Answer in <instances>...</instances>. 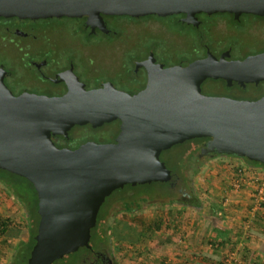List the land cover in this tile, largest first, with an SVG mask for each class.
I'll return each instance as SVG.
<instances>
[{
	"label": "water",
	"instance_id": "1",
	"mask_svg": "<svg viewBox=\"0 0 264 264\" xmlns=\"http://www.w3.org/2000/svg\"><path fill=\"white\" fill-rule=\"evenodd\" d=\"M264 15V0H0V17H85L107 31L103 15L166 16L196 12ZM205 58L152 65L146 84L130 94L110 82L85 89L76 82L60 96L14 95L0 80V169L26 178L38 199L39 221L27 264H52L91 247V229L105 198L126 184L167 182L162 151L201 138L199 156H235L264 164V95L255 100L206 95V78L244 86L264 80V52L228 60ZM119 120L114 142L58 148L52 135L74 125Z\"/></svg>",
	"mask_w": 264,
	"mask_h": 264
},
{
	"label": "flooded vegetation",
	"instance_id": "2",
	"mask_svg": "<svg viewBox=\"0 0 264 264\" xmlns=\"http://www.w3.org/2000/svg\"><path fill=\"white\" fill-rule=\"evenodd\" d=\"M111 16H102L107 31L86 26L85 17L37 19L0 17V80L14 95L27 92L60 96L68 92L70 85L76 82L82 84L85 89L99 88L105 82H110L116 89L134 94L145 87L147 71L152 62L170 67L182 61L192 62L205 58L209 52L217 58L228 52L229 55L226 56L228 60L243 59L248 55L264 52V15L241 13L235 17L233 13L227 11L214 13L200 11L194 14V21L190 23L184 20L185 13L156 15L158 17H149L145 20L141 19L143 16H139L118 23L120 24L118 27L115 23L109 22ZM138 34L141 37H137ZM144 34L147 36H143ZM98 35L100 38L96 37ZM127 35L131 41L127 42L129 46L123 48L122 40L127 39ZM150 36H154L153 39ZM93 38L103 40L105 45L110 44L109 40L115 41L111 48L115 59L110 66L118 72L121 80L126 81L125 86L115 83L112 77H99L103 67L94 61L95 52H91ZM96 48H100L98 42L94 45L95 50ZM212 80L217 79L208 77L202 81L200 85L202 93L204 84H209ZM222 80L224 87L236 86L239 89H246L248 85L255 88L264 87V80L246 83L244 86L234 81L227 85L226 81ZM204 94L209 95V92ZM263 95L264 91L248 100H255ZM103 124L114 125L115 129L114 134L106 141L89 137L79 142L71 134L73 127L77 125L68 130L67 136L55 134L51 139L58 148L69 149H75L86 141L114 142L119 132V120ZM98 127L92 128L96 130ZM124 187L125 185L121 189ZM174 187L176 188V185ZM191 190L194 192L192 186ZM191 190L187 195L181 193L186 196L185 201L171 199L170 203L196 204L191 202L193 197ZM125 198L121 199L122 205ZM99 244L103 245L105 242L100 240ZM106 245L105 248L101 246L98 249L92 248L89 254L74 264L119 263V259L114 258L115 245L112 247Z\"/></svg>",
	"mask_w": 264,
	"mask_h": 264
},
{
	"label": "rangeland",
	"instance_id": "3",
	"mask_svg": "<svg viewBox=\"0 0 264 264\" xmlns=\"http://www.w3.org/2000/svg\"><path fill=\"white\" fill-rule=\"evenodd\" d=\"M125 20L126 19L115 21L110 18L109 22L115 23L118 27L120 25L118 23ZM149 24H151V22ZM143 36H147V34H144ZM96 37L100 38L99 35ZM137 37H141V35L138 34ZM150 37L151 39H153L154 36ZM149 40L150 39H148L147 42H149ZM102 41H98L93 38V51H91L92 53L95 52V63L97 65H102L103 67V69H101L99 77H112L115 83L125 86L126 81L121 80L118 72L111 69L110 66L111 62H113V60L115 59L111 51V48H113V45H115V41L109 40V45H105ZM130 41L131 40L129 39V37L122 40V42L124 43V46L122 45V47L126 48L127 46H129L127 45V42ZM97 42L99 43L100 48H96L95 50L94 45ZM104 45L108 47L105 48ZM212 82L213 81L209 82V84H204V93L209 92V95L228 96L235 99L248 100V98L259 96L264 91V87L255 88L252 85H248L246 89H239L236 86L224 87L220 82ZM129 86H131V84H129ZM84 125H77L76 127H73L71 132L73 137H75V139L79 142L89 137L99 138L106 141L110 138L111 135L114 134L115 131L114 125L110 124H103L96 130H94L91 125ZM186 148L187 143L182 142L176 144L174 147L162 151L160 154V159L165 163L167 168L172 171V173H174L176 188L174 187L168 192V190L166 191V187H164L163 184H160V182H154L153 184L149 183L150 185L137 184L132 188L126 187L122 191L121 188H118L114 191V193H111L112 195H109V198L101 208L100 221L93 227L94 229L91 231L90 245L93 249H98L100 248V246L102 248H105V246H107L106 244H108L111 247L112 245H115V252H124V248L126 247L125 250L127 251H125L124 254L119 255V263L123 262L127 264H157V262L159 261L158 257H160L161 253L163 252L164 246H169L172 249L176 247L175 245L176 243H178L179 238L175 237L176 239L173 240L174 235L172 234L174 232V228H177L176 222L182 219L179 218L180 216L186 217L190 213L188 210L184 211V209L181 208L183 207L182 204H171L170 200L175 199L179 202L185 201L186 196L181 193H186L187 195V193L190 192L192 186L194 191H196L197 193L194 194L192 192L193 190H191L193 196L191 198V202L197 203V201L199 200L203 204V210L201 206L200 209H198V215H201V213L206 214L209 211V191L205 190L206 188H204L203 184L206 181L207 175L203 171V168L205 167L206 162H208L210 158L214 157H208L206 155L199 156V151H197L195 153V156L197 155L199 161L196 162L195 167L198 168V172L192 175V169L188 167V157L186 155L187 153H184L182 151L186 150ZM234 159L240 162L238 158ZM234 163L235 162L230 161L228 163V166L233 165ZM239 165L243 164L240 163ZM189 181L192 182L190 186L187 185ZM178 189H180L181 191H178ZM132 192L134 193V196L137 197L136 203L133 204H140V206L139 208H136L137 210L134 213H122V211H120L121 209H123L121 199L127 197ZM14 198L16 197L13 191L10 190L6 185L0 183V216L10 217L12 221V225L9 226L8 231L4 236L0 237V257L5 258V264H10L12 259L11 255L16 243H18L20 240L27 239V230H20L16 226L17 223H23L24 214L23 210L19 206L15 205ZM227 203H229V201ZM193 214L195 213H192V215ZM139 217H141L142 219V224H139V222H136L134 220L130 221L131 218L137 219ZM255 218L256 216L254 217L253 215L251 219H254L253 221H256ZM260 223L264 225V222ZM250 225L252 224L250 223ZM262 229L264 230V227ZM245 232L248 233L249 228L245 230ZM140 233H142L141 236ZM182 239L183 238L180 239L181 242H184ZM100 240H103L105 244H99ZM118 242H120L121 244ZM181 242H179V245L181 244ZM118 244H120V246ZM228 254L229 253H227V257ZM79 256V253H68L62 258L55 260V262L52 264H70L73 259L79 258ZM251 256L254 257L251 258L250 261L246 260L245 264H264V256L256 257L255 254ZM114 258H117L118 260V256L116 253ZM239 258L242 259L241 256H239ZM224 259H226V257Z\"/></svg>",
	"mask_w": 264,
	"mask_h": 264
},
{
	"label": "crops",
	"instance_id": "4",
	"mask_svg": "<svg viewBox=\"0 0 264 264\" xmlns=\"http://www.w3.org/2000/svg\"><path fill=\"white\" fill-rule=\"evenodd\" d=\"M234 158L214 157L206 162L203 171L207 176L203 184L205 190L209 191V211L198 215L200 208L181 207L184 211L188 210L190 214L186 216L187 218L180 216L179 218L182 219L176 222L177 228H174L172 234L174 235L173 240L176 239L175 237L179 238L178 243L174 249L164 246L157 264H222L221 261L227 253L234 252L242 257L240 259L237 255L239 259L237 264H245L248 260L247 257L245 258L247 252L251 255L255 254L256 257L264 256L260 248L264 245V230L262 229L264 225L260 223L264 222V204L259 210L252 211V197L256 185L264 180V167L246 164L241 159L239 162ZM230 161L235 162L236 165L241 163L245 168L244 182L238 191L232 190L231 187L235 169L228 166ZM226 197L229 198V203L224 205L222 201ZM192 213L195 214L192 215ZM253 215L256 216V221L251 219ZM246 221L252 224L248 225V233L245 232L247 230ZM181 238L184 242H181ZM179 242H181L180 245ZM125 249L126 247L124 252L116 251L118 259H120L119 255L127 251ZM5 262V258L2 257L1 264Z\"/></svg>",
	"mask_w": 264,
	"mask_h": 264
},
{
	"label": "trees",
	"instance_id": "5",
	"mask_svg": "<svg viewBox=\"0 0 264 264\" xmlns=\"http://www.w3.org/2000/svg\"><path fill=\"white\" fill-rule=\"evenodd\" d=\"M111 17H112V19H115V21H118L121 19H133V17H130L128 15L127 16L126 15H112ZM149 17H158V16L146 15V16L141 17V19L145 20L146 18H149ZM197 46L199 47L200 45H197ZM212 81L216 82V83L220 82L224 85V81L222 79H217V80H212ZM113 124H117V123L113 122ZM201 142H202L201 138H194V139L186 140L185 142H183V143H187L186 150H182V151L184 153L185 152L187 153L186 155L188 157V167L190 169H192V173H191L192 175H194L198 172V168L195 167L196 166L195 164H196V162L199 161V158L197 157V155L195 156V153L197 151H199ZM174 146H172V147H174ZM226 157H234V156H226ZM237 158H239V157H237ZM239 159L243 160L246 164H251V165L253 164L256 166L264 167V164L260 163V162L248 160L246 158H239ZM171 174H172V177L169 181L160 182V184H163L164 187H166V191L168 190V192L170 191V189L174 188L175 181H176L175 177H174V173H172V171H171ZM0 183H2L3 185H6L10 190L13 191V193L16 197V198H14L15 199V201H14L15 205L19 206L23 210V214H24L23 223H21V224L17 223L16 224L17 228L20 230H23V229L27 230V239L20 240L18 243H16V245L13 249V252H12V259H11L10 264H24V263L27 264V259H28L29 254H30V250H31L33 244L35 243L34 235L36 234L37 225H38V221H39V215L37 213L38 199H37L36 191H35L33 185L26 178L19 176L17 174L11 173V172L4 170V169H0ZM153 183L154 182H151L150 184H153ZM190 183H191V181H189L187 183V185L190 186ZM147 184H149V183H147ZM147 184H141V185H147ZM134 186L135 185L126 184L124 188H126V187L132 188ZM123 189H121V191ZM114 191H113V193H114ZM193 193L196 194L197 192L194 191ZM108 198H109V196H107L105 198L104 203L106 202V200ZM136 198L137 197L134 196L133 192H132V194H129L127 196V198H125L123 200L124 201L123 202V209H121L120 211H122V213H126V214L134 213L137 210L136 208H139V206H140V204H136V205L133 204V203H136V200H137ZM104 203L100 206V209H99L98 214H97V219H96L95 225H97V223L100 221V217H101L100 211H101V208L104 205ZM181 204L186 205V206H192V207L197 208V209L202 206L201 201H199V200L197 201L196 204H193V205H191V204L188 205V204H184V203H181ZM263 204L261 207H263ZM131 220L139 222V224L143 223L141 217H139L137 219L131 218L130 221ZM11 225H12V221H11L10 217H1L0 216V237L5 235V233L8 231L9 226H11ZM93 229L94 228H92L91 231ZM141 235H142V233H140V236ZM89 243H90V240H89ZM260 248L264 254V245H261ZM90 250H92V246L91 247H80L77 251L74 252V253H79V255H80L79 258L73 259L74 261L70 264H74L75 262L80 261V259L82 257H84L86 254H89ZM249 253L250 252H247V254L245 255V258L247 257L248 260L254 257V256L252 257L251 255H249ZM221 262L224 263V259Z\"/></svg>",
	"mask_w": 264,
	"mask_h": 264
},
{
	"label": "built area",
	"instance_id": "6",
	"mask_svg": "<svg viewBox=\"0 0 264 264\" xmlns=\"http://www.w3.org/2000/svg\"><path fill=\"white\" fill-rule=\"evenodd\" d=\"M230 166L235 169V173L231 181V187H232V190L238 191L241 188L242 183L244 182L245 168L243 167V165H236V164H233ZM228 201H229V198L226 197L225 199H223L222 202L224 205H226ZM263 203H264V180L262 181V183L256 185V188H255V191L252 197V204H253L252 211L254 212V211L259 210ZM248 225L250 226V222H247L245 224L247 229L249 228ZM237 263H239V259L237 257L236 252H234L231 254L229 253L228 257L226 256V259L224 260V263L222 264H237Z\"/></svg>",
	"mask_w": 264,
	"mask_h": 264
}]
</instances>
